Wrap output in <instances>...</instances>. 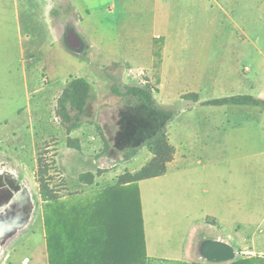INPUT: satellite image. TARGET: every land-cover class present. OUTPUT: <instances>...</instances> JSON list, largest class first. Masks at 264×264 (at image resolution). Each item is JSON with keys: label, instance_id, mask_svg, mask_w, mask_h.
<instances>
[{"label": "rangeland", "instance_id": "374dc122", "mask_svg": "<svg viewBox=\"0 0 264 264\" xmlns=\"http://www.w3.org/2000/svg\"><path fill=\"white\" fill-rule=\"evenodd\" d=\"M263 1L239 0L242 14L248 15L253 10L259 14ZM28 2L27 11L19 18L17 45L15 37L10 38L8 50L0 43V264H48L44 207L36 176L39 155L49 165L47 175L64 201L112 187L120 174L143 162L148 152L143 143L155 134L156 126L166 128L177 113L175 106L183 102L181 94L168 85L161 86L160 58L154 63L153 78L140 77L133 68L116 61L114 54L118 48H110L116 43L115 14L107 8L85 16L74 12L70 0ZM18 7L24 10L25 0H19ZM173 15L181 18L176 24L182 30L180 34L185 30L191 38L201 37L200 27L197 32L184 28L188 19L184 13ZM247 15L240 26L254 41L242 52L245 57L256 48L264 51V22L258 21L251 29ZM71 34L78 41L76 47L68 42ZM74 77L86 79L91 88V98L80 116L84 125L70 135L80 141V151L67 147L61 116L65 114L71 123L74 113L68 111L66 102L59 104L63 89ZM127 86L158 88V93L153 92L155 107L149 109L127 96ZM205 109H198L196 114ZM97 129L108 142L106 150ZM261 140L257 156L227 154L217 165L220 173L216 177L217 186L225 200L218 227L204 229L195 212H189L185 198L178 194L171 196L169 186L161 179L145 185L142 189L145 228L152 241L165 251L175 252L189 243L195 233L190 264H208L200 254V245L216 237L234 249L235 262L247 256L238 252L250 248L252 241V249L264 253V140ZM225 145L237 148L227 149L232 153L249 150L246 147L251 143ZM134 150L138 156L127 161L125 157ZM97 171L101 174L94 184L79 182L81 173ZM130 191L136 195L135 187ZM262 259L261 256L244 264H264Z\"/></svg>", "mask_w": 264, "mask_h": 264}, {"label": "crops", "instance_id": "0c3cea01", "mask_svg": "<svg viewBox=\"0 0 264 264\" xmlns=\"http://www.w3.org/2000/svg\"><path fill=\"white\" fill-rule=\"evenodd\" d=\"M5 1L7 0H0V43L7 46L8 50L10 38L15 37L17 45L19 18L23 11H27L29 2L25 0L26 7L19 10V0ZM70 2L76 14L89 16L91 12H95L93 10L105 8L115 14L113 22L116 43L110 48H118L114 54L116 61L133 68L140 77L153 78L154 63L160 58L161 86L168 85L171 90L182 96H198V102L182 99L183 102L175 106L177 113L165 128L168 142L174 148L173 159L166 165L165 174L136 184L143 220L145 255L152 263L190 264L196 234L191 236L189 243L181 245L178 251H165L158 247L146 232L142 189L145 185L161 179L162 183L169 186L171 196L178 194L185 198L189 212H195L204 229L219 226L218 219L221 218V207H224L225 200L217 186L216 177L220 174L217 165L227 154L238 157L242 155L245 158L258 155L257 144L261 138V141L264 140V110L254 106L213 107L203 106L201 103L230 96H251L264 101V51L256 48L253 54L246 56L247 58L242 54L254 41L248 36L245 28L240 26L245 21L243 16L247 13L242 14V3L239 0ZM256 10L258 11V7ZM176 12H182L188 18L185 20V29L191 28L197 32L200 27V38H191L185 30L180 34L182 30H178L176 24L181 18L173 15ZM247 16L251 29L255 28L258 21L264 22V7L259 14L253 10ZM4 53L7 55V52ZM198 109L205 110L196 114ZM83 125L84 122L81 127ZM240 141L251 143V146L246 147L249 150L229 153L230 150L227 149L236 151L237 148L227 147L225 144ZM137 156L138 153L129 162ZM151 158L152 155L147 152L143 162L128 173L138 171ZM97 177L99 176L94 178V182ZM211 240L229 245L220 237ZM252 245L253 241L250 248L239 250L240 256L246 254V257L242 256L236 262L234 258L219 264H244L261 256L264 261V253L253 250ZM44 248L48 262L46 241Z\"/></svg>", "mask_w": 264, "mask_h": 264}, {"label": "trees", "instance_id": "16d2710c", "mask_svg": "<svg viewBox=\"0 0 264 264\" xmlns=\"http://www.w3.org/2000/svg\"><path fill=\"white\" fill-rule=\"evenodd\" d=\"M90 84L82 77L70 78L62 91L59 104L66 102L68 111L74 113V121L68 123L62 114L63 127L70 149L81 150L77 139L70 134L81 127L80 120L91 98ZM125 94L149 109L155 107L154 86H127ZM118 93L116 89H112ZM183 100L198 102L196 94H186ZM203 106L225 105L254 106L264 110V101L251 96H230L204 101ZM103 149L108 142L97 129ZM152 155L143 167L134 173L125 172L117 177L116 184L85 196L74 195L67 201L58 196L47 175L49 165L42 155L37 158V183L43 203V221L48 264H152L144 253L143 220L139 192L136 184L143 180L163 176L166 165L172 161L174 148L169 144L164 127H155V134L143 143ZM132 151L125 158L130 160L137 154ZM91 172L81 173V184L92 185L100 176ZM136 189L133 196L130 189Z\"/></svg>", "mask_w": 264, "mask_h": 264}, {"label": "water", "instance_id": "95a60500", "mask_svg": "<svg viewBox=\"0 0 264 264\" xmlns=\"http://www.w3.org/2000/svg\"><path fill=\"white\" fill-rule=\"evenodd\" d=\"M68 42L72 47L78 45L77 39L72 34L68 37ZM199 251L204 260L215 264L232 261L236 256L232 247L223 242L213 240L203 241L200 245Z\"/></svg>", "mask_w": 264, "mask_h": 264}, {"label": "bare ground", "instance_id": "6f19581e", "mask_svg": "<svg viewBox=\"0 0 264 264\" xmlns=\"http://www.w3.org/2000/svg\"><path fill=\"white\" fill-rule=\"evenodd\" d=\"M35 216V215H34Z\"/></svg>", "mask_w": 264, "mask_h": 264}]
</instances>
